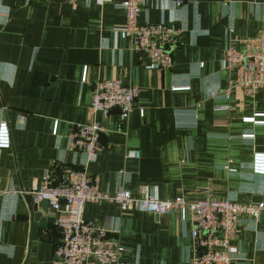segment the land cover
<instances>
[{
    "label": "crops",
    "instance_id": "0c3cea01",
    "mask_svg": "<svg viewBox=\"0 0 264 264\" xmlns=\"http://www.w3.org/2000/svg\"><path fill=\"white\" fill-rule=\"evenodd\" d=\"M120 1L0 0V264H61L56 223L31 242L25 196L45 175L61 183L67 168L85 170L111 194L146 189L162 200H197L209 188L220 200L264 201V174L254 170L264 122L247 120H264V86L254 98L231 89L235 72L222 63L230 39L264 28V0H142L139 24L183 30L170 69L149 68L116 34L126 20ZM113 79L139 88L125 124L117 109L91 110L96 84ZM95 121L101 149L88 162L70 135ZM84 219L107 227L126 264H192L196 254L191 222L176 211H122L103 201L87 203ZM233 243L244 264H264V212L256 228L239 226Z\"/></svg>",
    "mask_w": 264,
    "mask_h": 264
},
{
    "label": "built area",
    "instance_id": "2783aa9c",
    "mask_svg": "<svg viewBox=\"0 0 264 264\" xmlns=\"http://www.w3.org/2000/svg\"><path fill=\"white\" fill-rule=\"evenodd\" d=\"M72 3L76 0H65ZM99 3L116 0H97ZM142 0H121L118 5L126 14L123 26L115 29L117 35L128 38L132 49L150 59L149 68L170 69L173 66L172 49L180 43L182 29L164 21L139 24ZM185 0H174L176 7ZM224 68L235 72L231 89L238 88L251 98L264 86V28L253 37H233L229 40L223 59ZM186 87L175 86L174 89ZM139 88L125 85L122 80H100L95 87L91 110L108 115L117 109L120 120L125 124L134 109ZM247 120L264 122L255 117ZM102 127L98 122L78 124L70 135V145L81 151L92 161L101 149ZM245 134L244 137H253ZM128 157H138L137 150H128ZM233 172L234 169H230ZM257 173L264 174V155L258 154L254 164ZM209 193V191L205 190ZM199 201L187 200L183 196L162 200L157 194L144 189L140 196L128 190L115 193L102 191L97 178L85 170L65 169L59 184H52L45 175L40 186L29 192L35 203L48 201V206L61 233L55 248V257L61 264H126L122 257L123 245L108 235V229L84 219L87 203L103 201L116 203L122 211L138 210L163 215L178 212L183 224L191 222L189 235L196 254L192 264H244L245 256L233 241L239 226L254 225L256 228L264 212L263 202H237L230 199L215 200L209 195ZM1 194V193H0Z\"/></svg>",
    "mask_w": 264,
    "mask_h": 264
},
{
    "label": "water",
    "instance_id": "95a60500",
    "mask_svg": "<svg viewBox=\"0 0 264 264\" xmlns=\"http://www.w3.org/2000/svg\"><path fill=\"white\" fill-rule=\"evenodd\" d=\"M29 208V216L31 223L30 240L38 239L41 229L48 228L49 225L55 224L56 219L53 216H48V201L43 200L40 203H35L30 194L25 196Z\"/></svg>",
    "mask_w": 264,
    "mask_h": 264
},
{
    "label": "rangeland",
    "instance_id": "374dc122",
    "mask_svg": "<svg viewBox=\"0 0 264 264\" xmlns=\"http://www.w3.org/2000/svg\"><path fill=\"white\" fill-rule=\"evenodd\" d=\"M205 190H206V189H205ZM207 190L209 191V193L206 192V191H204V195H205V196H206L207 193H208V195H209L211 198H213V199H215V200H220V199H216V198H214V197L212 196L211 190H210L209 188H207ZM203 198H204V197H203ZM203 198H202V199H203ZM199 200H201V199L191 200V201H199Z\"/></svg>",
    "mask_w": 264,
    "mask_h": 264
},
{
    "label": "bare ground",
    "instance_id": "6f19581e",
    "mask_svg": "<svg viewBox=\"0 0 264 264\" xmlns=\"http://www.w3.org/2000/svg\"><path fill=\"white\" fill-rule=\"evenodd\" d=\"M64 170V169H63Z\"/></svg>",
    "mask_w": 264,
    "mask_h": 264
}]
</instances>
